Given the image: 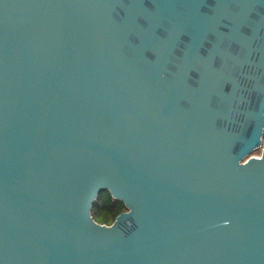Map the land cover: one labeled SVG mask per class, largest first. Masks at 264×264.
Listing matches in <instances>:
<instances>
[{"label": "water", "instance_id": "water-1", "mask_svg": "<svg viewBox=\"0 0 264 264\" xmlns=\"http://www.w3.org/2000/svg\"><path fill=\"white\" fill-rule=\"evenodd\" d=\"M263 135L264 0H0V264H264Z\"/></svg>", "mask_w": 264, "mask_h": 264}, {"label": "trees", "instance_id": "trees-1", "mask_svg": "<svg viewBox=\"0 0 264 264\" xmlns=\"http://www.w3.org/2000/svg\"><path fill=\"white\" fill-rule=\"evenodd\" d=\"M126 211L123 203L112 199L107 191L99 193L92 205L91 215L98 224L110 225L122 212Z\"/></svg>", "mask_w": 264, "mask_h": 264}, {"label": "rangeland", "instance_id": "rangeland-1", "mask_svg": "<svg viewBox=\"0 0 264 264\" xmlns=\"http://www.w3.org/2000/svg\"><path fill=\"white\" fill-rule=\"evenodd\" d=\"M262 142H263V144H264V135H263V137H262ZM260 155V150H257V151H255L253 154H252V156H259Z\"/></svg>", "mask_w": 264, "mask_h": 264}]
</instances>
